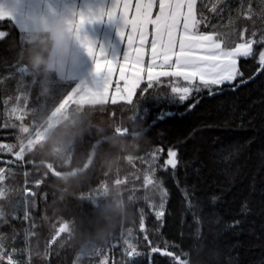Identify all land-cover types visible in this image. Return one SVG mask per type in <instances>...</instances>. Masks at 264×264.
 Segmentation results:
<instances>
[{
    "label": "trees",
    "instance_id": "trees-1",
    "mask_svg": "<svg viewBox=\"0 0 264 264\" xmlns=\"http://www.w3.org/2000/svg\"><path fill=\"white\" fill-rule=\"evenodd\" d=\"M204 3L217 11L204 8L199 30L218 34L222 46L243 42L245 28L243 40L253 32L264 37V0ZM0 29L7 32L0 39V264H180L177 257L264 264V71L255 74L264 44L239 59L244 78H254L238 80L235 90L192 91L171 103L172 87L195 86L171 76L145 79L132 102L72 100L49 129L52 113L76 97L80 83L32 66L30 52L46 43V28L25 32L0 19ZM145 130L146 141L134 137ZM169 148L178 154L174 170L165 163ZM117 196L131 206L128 221L109 243L80 255L79 241L107 227ZM145 234L174 256L151 252ZM129 244L140 255H130Z\"/></svg>",
    "mask_w": 264,
    "mask_h": 264
},
{
    "label": "snow or ice",
    "instance_id": "snow-or-ice-1",
    "mask_svg": "<svg viewBox=\"0 0 264 264\" xmlns=\"http://www.w3.org/2000/svg\"><path fill=\"white\" fill-rule=\"evenodd\" d=\"M200 3L203 5L201 8L197 7L198 0H135V4H133V0H115V6L107 12L102 11L99 17L94 15L82 16L78 27L82 28L85 22L95 23L104 17L111 22L119 16L124 25L119 34L122 38H126L128 46V53L123 61L124 66L119 68V75L125 82L127 93L124 99L127 102H132L135 89L141 82L142 73L147 71L150 82L158 81L161 76H171L182 78L188 85H194V88H171L173 95L167 97L169 102L175 103L177 99L183 102L191 95L192 91L200 92L202 89H207L211 95L222 91L224 85L234 86L233 90H235L239 84L247 83L248 80L254 78L252 75L244 78L245 73L241 70L239 59L252 57L254 44H264V37H261L260 40L255 39V32L252 33V38L243 40V33L247 32V28H245L241 32L243 42L230 47L222 46L223 41L216 39L218 34L204 33L199 30V25L206 21L204 8H209L212 12L217 11L215 6L205 4L204 0H200ZM154 9L156 10L155 16L153 15ZM3 15L11 18L10 14ZM198 15L199 19L197 18ZM247 18L251 19V16L249 15ZM150 26L151 32L149 31ZM150 35L152 39L149 42ZM146 45L150 46V62L147 69L144 67ZM83 46L94 60L95 74L103 78L102 86L98 87H101L103 92L109 93L118 63L104 58L100 59L98 51L87 40V36H85ZM99 53L104 56L103 50H100ZM258 63L260 67L256 70L255 74L257 75L264 71V51L259 52ZM125 66L135 69L130 80L125 77ZM165 68L170 70H163ZM238 80L239 84L236 83ZM151 87L152 84L149 83L148 88ZM116 92H121V89L117 87ZM190 107L194 108L195 104ZM171 114L170 112L164 113L160 119ZM158 151H163V149ZM177 155V151L169 148V158L165 163L173 170L179 163ZM17 158H23L20 152L17 153ZM156 216L157 219L164 216L163 200L159 205V210L156 211ZM25 218H27V212ZM65 227L66 225L61 227L59 231L64 232ZM140 229L141 231L145 230L143 221H141ZM127 231L131 235V229ZM144 240L148 241L147 234H145ZM125 243L128 241L126 240ZM148 244L151 252H161L158 246H151V241H148ZM128 246L131 248L130 255H140L136 252L135 247L131 244ZM93 250L98 249L94 248ZM161 254L174 256L173 253L166 250ZM7 258L9 261L11 260V256ZM0 259H4L2 253H0ZM176 259L179 260L178 257Z\"/></svg>",
    "mask_w": 264,
    "mask_h": 264
},
{
    "label": "rangeland",
    "instance_id": "rangeland-1",
    "mask_svg": "<svg viewBox=\"0 0 264 264\" xmlns=\"http://www.w3.org/2000/svg\"><path fill=\"white\" fill-rule=\"evenodd\" d=\"M59 2L60 0H27L29 8H31L34 4L36 5L35 11L37 13L40 12L39 10L46 8L49 4L52 5V4H57ZM7 3H8V0H0V16H3V18H0V19L1 20L2 19L12 20V18H16V19H13L12 21L16 22L19 25V27L22 28V30L25 32L26 31H36L41 28H46L47 17L54 15L50 11H44V13H39V16L29 18L25 14V12H23V14H20V12L23 10L18 11L17 15H13L11 12L7 10L6 8ZM86 4H89V3H86ZM102 4L104 5L103 12H107L108 10H110L111 8L115 6V0H103V3H101L100 0H97L94 3L92 2V8L88 6L87 12L88 13L91 12L90 10L94 12H98ZM133 4H135V1H133ZM87 12L84 11L83 13L81 12V14L76 13V11L73 12V17L75 18V23L73 24L74 28H80L78 26H79L81 17L82 16L88 17ZM3 14H10L11 18ZM64 14H66L69 18H71L70 12H65ZM155 14H156V10L154 9L153 15L155 16ZM98 15H100V13ZM68 23L70 24V26L72 25L69 19H68ZM112 23H113L112 25L108 26V28L105 29L101 37V35H99L98 25L96 27H92V26H95L93 25L94 23L85 22L81 29V33H82L81 45L78 48L73 50V57L64 61L63 68L55 67L57 70H59L61 75H63L66 79L76 80V79H70L67 76L78 77L79 79L77 81H79L80 83L79 86H81L80 88L82 89H79V93L76 95V97H75V93H76L75 92L72 96L65 99L60 104V106L52 113V115L49 118V126H48L49 129L52 126L56 125L61 120L65 109L68 107L69 103L72 100H75L81 104L85 102L101 103V102H107L109 100L111 101L125 100L124 97L127 95L125 91V82L124 80L120 78L119 68L121 66H124L123 61H124L125 56L128 53V46H127L126 38H122L119 34L120 29L124 27L123 21L119 19V16H117V18L114 21H112ZM149 31L151 32V26L149 28ZM0 33H2V35H0V39L4 38L7 34V32L3 29H0ZM85 36H87V40L94 45L96 50L98 49L97 50L98 56L100 55L99 53L100 50H103V52L109 50V56H111V60L118 63L117 71H116V74L113 76L112 86L109 89V93L103 92L102 88L98 87V86H102L103 78L97 76L94 72L93 74L91 71H89L92 65L95 68V64H94L93 58L88 55L86 48L83 46V41L85 39ZM151 39H152V36L150 35L149 42L151 41ZM145 51H146V55H145L144 67L145 69H147L148 64L150 62V46L149 45H146ZM71 66H73L72 69H71ZM163 70L167 71L170 69L165 68ZM134 71L135 69L133 67L125 66V77L130 80L134 74ZM145 79L148 80L147 71L142 73L140 84ZM121 82L123 86L120 84ZM117 87L121 89V92L119 93L116 92ZM47 133H48V129L44 131V133L38 132L36 136L29 142V144L32 145L36 141L42 139L44 136L47 135ZM26 193L30 194V191L27 190Z\"/></svg>",
    "mask_w": 264,
    "mask_h": 264
},
{
    "label": "clouds",
    "instance_id": "clouds-1",
    "mask_svg": "<svg viewBox=\"0 0 264 264\" xmlns=\"http://www.w3.org/2000/svg\"><path fill=\"white\" fill-rule=\"evenodd\" d=\"M6 8L12 14L23 10L27 16H39L35 11L36 5L28 7L27 0H8ZM69 17L64 13L48 16L46 21L47 38L43 46H38L30 52V62L35 69H49L64 67V61L73 57V50L82 43V28H74L68 23ZM146 141L147 130L139 134ZM115 169L119 166L118 160L108 162ZM117 202L112 209L106 228L95 236L82 238L78 243V253L87 255L94 248L109 243L117 229L122 228L128 221L131 206L117 196Z\"/></svg>",
    "mask_w": 264,
    "mask_h": 264
},
{
    "label": "crops",
    "instance_id": "crops-1",
    "mask_svg": "<svg viewBox=\"0 0 264 264\" xmlns=\"http://www.w3.org/2000/svg\"><path fill=\"white\" fill-rule=\"evenodd\" d=\"M95 1H97V0H95ZM95 1L94 0H60V2L57 3V4H52V5L49 4L46 8L39 10L40 11L39 13H44V11H50L53 14L70 12L71 18H69V20L72 23L71 26L73 27V24L75 23V18L73 17V12L76 11V13H79V14H81V12L83 13L84 11L87 12L88 6H90L92 8V2L94 3ZM133 1H135V0H133ZM100 2L103 3V0H100ZM86 3H89V4H86ZM90 11L91 12H89V13L87 12V16L88 17L90 15H94V16L99 17L101 15L102 11H104V5L102 4L100 6V10L98 12H94L92 10H90ZM23 12L24 11H21L20 14H23ZM99 13H100V15H98ZM13 15H17V13L16 14H13ZM28 17L30 18V17H36V16H28ZM13 19H16V18H12V20ZM112 24H113L112 21L110 22V21L107 20V18L104 17V18L98 20L97 22H95L93 24L95 26H92V27H96L98 25V27H99V35H101V37H102L103 32L105 31V29L108 28V26H110ZM98 57L100 59H103L104 58V59L111 60V56H109V50L108 51H104V56L102 54H100ZM72 68H73V66H71V69ZM94 69L95 68L92 65L90 67L89 71H91L92 73L93 72L95 73V70ZM69 71H68V73H69ZM67 77L70 78V79H76V80L79 79L78 77H75V76L74 77L67 76ZM120 84L123 86L122 82ZM84 104H88V102H85Z\"/></svg>",
    "mask_w": 264,
    "mask_h": 264
},
{
    "label": "water",
    "instance_id": "water-1",
    "mask_svg": "<svg viewBox=\"0 0 264 264\" xmlns=\"http://www.w3.org/2000/svg\"><path fill=\"white\" fill-rule=\"evenodd\" d=\"M139 134H140V133H134V137L139 136ZM169 167H170V166H169ZM162 252H163V251H161V252H155V253L161 255ZM162 255H163V254H162ZM178 258H179V260L176 259V261H177L178 263H180V264H184V263H185V261H182V259H181L180 257H178Z\"/></svg>",
    "mask_w": 264,
    "mask_h": 264
}]
</instances>
